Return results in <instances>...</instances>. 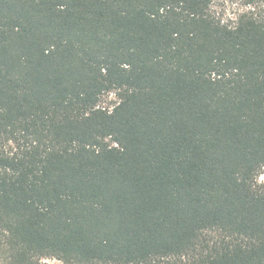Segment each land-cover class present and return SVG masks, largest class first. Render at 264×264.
<instances>
[{
	"label": "trees",
	"instance_id": "obj_1",
	"mask_svg": "<svg viewBox=\"0 0 264 264\" xmlns=\"http://www.w3.org/2000/svg\"><path fill=\"white\" fill-rule=\"evenodd\" d=\"M214 1L0 0V264H264V0Z\"/></svg>",
	"mask_w": 264,
	"mask_h": 264
},
{
	"label": "rangeland",
	"instance_id": "obj_2",
	"mask_svg": "<svg viewBox=\"0 0 264 264\" xmlns=\"http://www.w3.org/2000/svg\"><path fill=\"white\" fill-rule=\"evenodd\" d=\"M250 7L242 3L241 0H215L212 6V11L223 20L225 23L234 24L240 13L248 10ZM119 102L117 92L107 93L102 100L101 105L112 109ZM264 182V173L259 178ZM50 264H63L58 259H48Z\"/></svg>",
	"mask_w": 264,
	"mask_h": 264
}]
</instances>
